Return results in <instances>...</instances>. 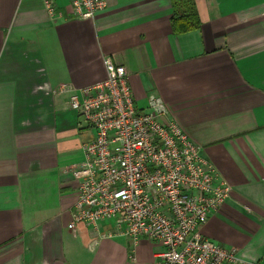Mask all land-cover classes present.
Returning <instances> with one entry per match:
<instances>
[{"label":"crops","instance_id":"obj_1","mask_svg":"<svg viewBox=\"0 0 264 264\" xmlns=\"http://www.w3.org/2000/svg\"><path fill=\"white\" fill-rule=\"evenodd\" d=\"M54 4L0 0V264H154L159 244L68 229L91 134L57 90L104 80L106 60L137 105L161 98L230 186L201 234L264 264V0H193L199 28L177 36L171 0H105L91 20Z\"/></svg>","mask_w":264,"mask_h":264},{"label":"built area","instance_id":"obj_2","mask_svg":"<svg viewBox=\"0 0 264 264\" xmlns=\"http://www.w3.org/2000/svg\"><path fill=\"white\" fill-rule=\"evenodd\" d=\"M49 14L54 0H40ZM75 18L91 20L105 0H68ZM104 80L82 89L63 84L70 110L91 134L82 161L71 169L76 184L70 231L77 224H108L132 244L154 242V264H260L236 249L205 238L200 230L230 196V186L168 118L161 98L135 103L123 66L105 61Z\"/></svg>","mask_w":264,"mask_h":264},{"label":"trees","instance_id":"obj_3","mask_svg":"<svg viewBox=\"0 0 264 264\" xmlns=\"http://www.w3.org/2000/svg\"><path fill=\"white\" fill-rule=\"evenodd\" d=\"M171 8L169 25L173 35H181L199 28V20L193 10V0H171Z\"/></svg>","mask_w":264,"mask_h":264},{"label":"water","instance_id":"obj_4","mask_svg":"<svg viewBox=\"0 0 264 264\" xmlns=\"http://www.w3.org/2000/svg\"><path fill=\"white\" fill-rule=\"evenodd\" d=\"M78 123L80 124L79 130H85L88 128L87 122L82 116L79 117Z\"/></svg>","mask_w":264,"mask_h":264}]
</instances>
